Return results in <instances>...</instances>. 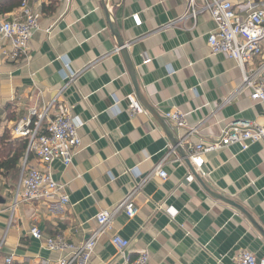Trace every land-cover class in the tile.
Wrapping results in <instances>:
<instances>
[{
	"label": "crops",
	"instance_id": "1",
	"mask_svg": "<svg viewBox=\"0 0 264 264\" xmlns=\"http://www.w3.org/2000/svg\"><path fill=\"white\" fill-rule=\"evenodd\" d=\"M257 1L230 0L241 19ZM21 2L0 0V17L20 14ZM203 2L196 0V7ZM28 6L39 15V28L26 59L6 61L0 55V110L20 120L31 108L52 104L50 116L67 112L82 123L81 145L70 166L54 162L50 167L69 201L61 208L25 202L12 210L20 173L16 182L0 179V264L7 258L11 264H56L68 257L48 251L30 231L37 229L42 239L60 236L81 245L96 230V215L113 210L171 153L168 130L189 155L198 144L215 142L233 122L264 126V110L241 89L235 62L210 53L207 37L215 28L210 16L180 21L189 12V0H28ZM132 15L139 17V27ZM0 46L11 51L6 42ZM263 62L264 54L247 71ZM127 63L134 69L140 100L154 114L141 106L145 113L130 116L127 97L134 95L141 103ZM71 73L77 76L68 82ZM174 110L184 115L185 128H172L164 120ZM12 126L4 120L0 136L8 130L16 139ZM191 129L197 133L185 137ZM169 157L181 160L174 150ZM202 161L195 169L198 179L191 182L185 180L190 172L182 160L163 168L166 180L150 178L134 199L136 216L118 215L86 264H125L110 243L113 235L128 241L131 260L146 254V264H236L240 252L264 257L259 231L209 193L241 207L264 234V143L245 151L232 145L203 155ZM25 164L45 168L34 155ZM169 208L174 217L165 213Z\"/></svg>",
	"mask_w": 264,
	"mask_h": 264
},
{
	"label": "built area",
	"instance_id": "2",
	"mask_svg": "<svg viewBox=\"0 0 264 264\" xmlns=\"http://www.w3.org/2000/svg\"><path fill=\"white\" fill-rule=\"evenodd\" d=\"M195 1L189 0V12L181 17L180 21L190 18L195 23L199 14L207 13L210 16L215 25L214 30L207 37L210 53L223 55L235 62L242 73L241 89L249 91L250 100L264 110V62L255 70L247 71V66H251L256 59L263 56L264 0H258L257 3L252 4L243 19L238 17L230 0H203L200 8L196 7ZM131 20L135 27L141 25L137 15H132ZM38 21L39 15L30 10L28 0H22L20 14L13 15L11 18L0 17V42L8 43L11 49L7 52L0 46V55L4 60L16 61L21 57L27 58L28 44L39 28ZM172 24L174 23H169L166 28ZM149 62L150 60L146 59L144 64ZM76 76L71 73L66 76V79L72 82ZM127 101L130 116L145 113L134 95H129ZM51 106L52 104L39 109L31 108L27 116L11 128V135L14 138L27 141L24 164L13 190L12 210L19 203L25 202L51 204L58 208L69 202L63 193V187L54 181L50 167L54 162H59L64 167L71 165L73 156L81 145L78 131L82 123L72 120L67 112L50 116ZM164 120L175 129L186 127L184 115L175 110L165 113ZM196 133L197 129H191L185 137ZM260 142L264 143V126L251 122H233L221 129L215 142L198 144L187 157L191 165L196 170H200L203 163L202 156L207 153L226 149L232 145H238L242 151H245L250 145ZM171 153H166L151 173L142 178L113 210H103L96 215L97 228L81 245H71L60 236L42 239L37 229H32L30 236L35 240L43 241L48 251L69 253L68 257L59 259L56 264H86L93 254L97 241L111 232L114 219L118 215L123 214L128 219L136 216L137 208L134 205V199L145 183L152 177L166 180L167 174L163 168L174 161H181L177 158L170 159ZM29 154L34 155L45 166L43 171L26 167L25 163ZM185 180L191 182L193 177L189 174ZM157 209L162 210L163 206L158 205ZM164 210L170 217L175 216L172 209ZM110 243L125 264L148 262V256L144 253L131 260L127 254L129 243L119 236H111ZM235 262L236 264H264V257L257 258L249 252H240L236 255ZM4 263L11 264L12 259L7 258Z\"/></svg>",
	"mask_w": 264,
	"mask_h": 264
},
{
	"label": "trees",
	"instance_id": "3",
	"mask_svg": "<svg viewBox=\"0 0 264 264\" xmlns=\"http://www.w3.org/2000/svg\"><path fill=\"white\" fill-rule=\"evenodd\" d=\"M5 11L8 10L6 9ZM4 113L5 110H0V126L4 120L13 122V125L19 121L15 120L11 115L5 117ZM26 150L27 141L13 139L8 130L3 132L0 136V179L7 178L9 179L8 182L11 180L12 182H16L15 180L20 173ZM29 157L30 154L27 158ZM3 189L4 187H1L0 185V199Z\"/></svg>",
	"mask_w": 264,
	"mask_h": 264
},
{
	"label": "water",
	"instance_id": "4",
	"mask_svg": "<svg viewBox=\"0 0 264 264\" xmlns=\"http://www.w3.org/2000/svg\"><path fill=\"white\" fill-rule=\"evenodd\" d=\"M118 47L121 49L120 52L122 54L125 55L126 51H125V48H124V45L122 42H119L118 44ZM127 67H128V73L132 79V82H133V85L135 87V91H136V96L137 98L140 100V96H139V90H138V87H137V84H136V81H135V76H134V69L132 67V65H130V63H127ZM140 103H141V106L146 109L147 111H149L150 113L154 114L153 110L148 106L146 105L145 103H143V101L140 100ZM168 130V129H167ZM166 131V130H165ZM168 134V138L171 142V146L173 148V150L175 151V153L181 158V160L186 164V166L188 167L189 169V172L191 174V176L195 179H198V176H197V172L195 170V168L191 165L189 159H188V155L185 153V151L182 149L181 147V141L177 138V137H174L170 131L168 130L167 132ZM203 186V185H202ZM204 187V186H203ZM204 189L209 192L205 187ZM212 196L216 197V199L220 200V201H223L225 202L226 204L234 207L235 209H237L238 211H240L243 215L246 216V218L251 222V224L259 231V233L262 235V237H264V234L263 232H261V230L256 226V224L252 221V219L246 214V212L239 206L233 204L232 202L230 201H227L226 199H223L222 197H219L217 195H214L213 193L209 192ZM2 203V202H0Z\"/></svg>",
	"mask_w": 264,
	"mask_h": 264
},
{
	"label": "rangeland",
	"instance_id": "5",
	"mask_svg": "<svg viewBox=\"0 0 264 264\" xmlns=\"http://www.w3.org/2000/svg\"><path fill=\"white\" fill-rule=\"evenodd\" d=\"M263 54H264V47H263Z\"/></svg>",
	"mask_w": 264,
	"mask_h": 264
}]
</instances>
